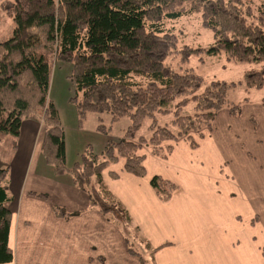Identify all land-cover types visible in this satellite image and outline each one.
<instances>
[{"label":"trees","instance_id":"16d2710c","mask_svg":"<svg viewBox=\"0 0 264 264\" xmlns=\"http://www.w3.org/2000/svg\"><path fill=\"white\" fill-rule=\"evenodd\" d=\"M3 7L16 25L13 36L0 42V141L7 135L18 137L28 118L44 122L45 162L55 175L72 177L91 206L123 231L129 252L144 264L128 238L131 226L139 229L107 186L104 173L121 165L125 173L145 177L144 147L160 158L172 152L170 143L180 140L195 149L221 112L240 117L243 105L253 102L229 100L238 85L234 82L206 83L192 71L179 73L167 66L165 60L178 44L167 23L200 13L203 27L214 33L207 53L225 52L229 61L264 64V0H8ZM195 51L186 47L184 60ZM54 57L58 65H72L68 78L80 122L88 114L100 121L108 114L112 124L130 121L123 137L107 140L100 154L87 145L72 167L67 165L65 130L50 97ZM244 83L248 91L264 89V66L246 71ZM190 106L192 113L186 114ZM171 115L169 123L162 122ZM146 121L149 136L139 135ZM98 130L107 133L104 126ZM8 175V168L0 169V264L15 258ZM110 175L119 177L116 171ZM151 185L165 201L176 189L162 175L153 176ZM53 211L70 215L57 206Z\"/></svg>","mask_w":264,"mask_h":264},{"label":"crops","instance_id":"0c3cea01","mask_svg":"<svg viewBox=\"0 0 264 264\" xmlns=\"http://www.w3.org/2000/svg\"><path fill=\"white\" fill-rule=\"evenodd\" d=\"M204 134L195 149L187 140L170 143L166 158L144 150L145 177L127 174L121 165L104 173L153 264H252L264 247V105L248 103L240 117L223 111ZM43 137L35 120L23 121L13 137L7 181L15 255L10 264H142L129 252L123 231L91 206L72 177L54 174L42 155ZM88 143L80 139L71 156L66 143L68 167ZM111 171L119 177L113 179ZM155 175L176 185L171 199L157 196L151 185ZM54 206L70 215L57 216Z\"/></svg>","mask_w":264,"mask_h":264},{"label":"rangeland","instance_id":"374dc122","mask_svg":"<svg viewBox=\"0 0 264 264\" xmlns=\"http://www.w3.org/2000/svg\"><path fill=\"white\" fill-rule=\"evenodd\" d=\"M7 1L8 0H0V42L6 41L13 36L16 25L11 13L3 7L4 4L7 5ZM167 27L171 29L178 38L176 52L165 60L167 66H170L179 73L192 71L201 76L206 83L214 80H222L229 83L234 82L238 85L229 92L228 98L231 102L244 104V100L248 98L254 103L262 104L264 89H253L248 91L244 83V73L251 69L259 70L264 64L257 65L246 62L229 61L225 52L216 55L207 53L206 50L214 43V33L212 30L203 27L200 13L184 16L181 19L168 22ZM186 47L197 51L193 52L189 55L188 59L184 60L183 57L185 54L183 51ZM61 65L57 64L54 57L52 63L53 70L50 97L58 109L60 120L65 130L66 143H69L68 149L71 151L69 155H73V152L76 151L80 139L85 140V142L89 140L87 145H92L95 152L100 154V150L102 149L100 146V144H102L101 142L105 138L106 140H117L123 137L124 131L128 128L130 121L127 118H123L112 124L111 116L108 114L103 115L101 121L98 115L88 114L87 117L80 122L81 118L78 115L76 105L72 102V98L75 97L76 92L68 78L72 70V65ZM80 97L81 94L79 93V98ZM245 105L246 104L243 105V109ZM185 112L186 114H191L192 106L188 107ZM172 118L173 116L171 115V117H166L161 120L163 123H169ZM27 120L33 119L28 118ZM39 123H41L45 132L44 122L39 121ZM149 124L150 121H146L139 135L147 134V127ZM99 126H104L107 129L106 135L98 130ZM14 140L13 136L7 135L2 137L0 141V162L3 163V165H0V169L9 168L11 162L10 156H12L15 151ZM144 150L146 151L148 149L144 147ZM131 227L128 229V238L132 242L133 248L145 260L144 264H153L151 261L152 254L145 248V244L142 238H140L138 231L135 232L131 230ZM257 234L258 231L256 232V235ZM254 241L259 245L257 238H254ZM260 248L262 252L259 255H253L252 264H264V247L261 246Z\"/></svg>","mask_w":264,"mask_h":264}]
</instances>
